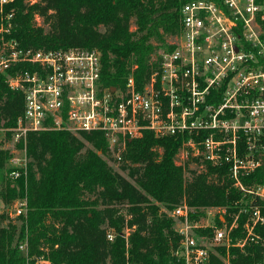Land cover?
<instances>
[{
    "label": "trees",
    "instance_id": "trees-1",
    "mask_svg": "<svg viewBox=\"0 0 264 264\" xmlns=\"http://www.w3.org/2000/svg\"><path fill=\"white\" fill-rule=\"evenodd\" d=\"M187 1L12 0L5 10L15 11L12 36L23 47H97L105 87H125L133 74L141 89L160 67L158 49L174 48L168 37L179 35L181 8ZM38 15L46 26L37 23ZM13 71L0 72V125L8 127L24 110L23 92L7 82V73ZM78 134L65 129L30 132L27 176L14 182L5 166L9 150L0 144L1 198L7 205L26 201L25 214L14 220L1 217L8 222L0 223V264H28L19 247L26 237L29 264L41 256L48 264H176L172 251L179 234L166 210L184 200L196 208L193 216L203 214L201 207L236 209L233 204L241 192L226 166L200 157H193L200 171L191 170L189 160L179 163L186 134L159 136L146 130L128 139L119 165L128 177L103 157L109 152L105 132ZM243 182H264V167L243 177ZM123 205L126 213L120 210ZM110 230L113 240L107 236ZM259 231L264 238V225ZM263 252V243L238 250L235 262L254 264Z\"/></svg>",
    "mask_w": 264,
    "mask_h": 264
},
{
    "label": "built area",
    "instance_id": "built-area-1",
    "mask_svg": "<svg viewBox=\"0 0 264 264\" xmlns=\"http://www.w3.org/2000/svg\"><path fill=\"white\" fill-rule=\"evenodd\" d=\"M11 1L0 0V72L14 69L7 82L23 92L24 110L15 125H0V141L10 132L25 155L8 159L11 180L27 176L30 132H105L119 161L126 141L146 130L186 134L179 156L226 166L241 194L232 212L208 206L193 216L197 210L185 200L165 209L179 234L176 264H236L238 250L264 245V182H243L264 167V0L187 1L174 48L160 54L149 81L140 89L132 74L115 90L101 82L98 49L23 47L12 36L15 11L5 10ZM25 205L20 200L6 210L16 217ZM19 247L29 264L28 237ZM48 263L41 256L33 264ZM254 264H264V252Z\"/></svg>",
    "mask_w": 264,
    "mask_h": 264
},
{
    "label": "rangeland",
    "instance_id": "rangeland-1",
    "mask_svg": "<svg viewBox=\"0 0 264 264\" xmlns=\"http://www.w3.org/2000/svg\"><path fill=\"white\" fill-rule=\"evenodd\" d=\"M36 20H37V23L38 24H40V25H44L45 23H44V21H43V18L41 17V16H36ZM45 26H46V24H45ZM102 30H104V28L102 27ZM177 36L178 35H175V36H169L168 37V44L169 43H174L176 40H177ZM76 47H80V46H76ZM80 48H87V49H90V48H88V47H83V46H81ZM94 49H97V47L95 48V47H93ZM99 50V49H98ZM166 49H165V47H160L159 49H158V53L159 54H161L163 51H165ZM100 51V50H99ZM1 124H4V122H1ZM75 134H78L79 132H74ZM5 135V134H4ZM79 135V134H78ZM3 139H5V141L4 140H2V141H0V144H1V146L3 147V148H5V149H7V150H9V157H8V159L10 158V157H20V158H23V159H25V155H24V152L22 151V149H20V146L19 145H16L15 143H14V141L12 140V137H11V134H9V132H7L6 133V135L3 137ZM86 146L88 147V148H92V149H94V147L89 143V142H86ZM85 150V149H84ZM83 150V151H84ZM82 151V153H84ZM98 153L99 154H101L102 153V151L101 150H99L98 151ZM103 157L109 162V164L116 170V171H119V172H121L123 175H125V176H127L128 177V175H127V172L126 171H123L122 169H121V167H119V165H120V162L121 161H119V160H116V159H114V157L111 155V153H105L104 155H103ZM184 159H182L181 157H180V159H179V163H184V162H186L187 160H189V166H190V169L192 170H196V171H200L201 169H202V167H200V166H198V162L195 160V159H193V157H189V158H187V157H183ZM8 161V160H7ZM7 161H6V165L5 166H7ZM6 174H7V172H6ZM186 178L189 180V179H191V176H192V173H191V171H187L186 172ZM6 177V179H8V180H10L9 178H8V176L6 175L5 176ZM13 182H14V180H12ZM4 186V178H3V175H2V171H0V191H1V189H2V187ZM20 201V199H16V200H14L13 202H12V204H14L15 202H19ZM12 204H9V205H7V204H5L4 202H3V200H2V198H1V195H0V223H1V225H6V223L8 222V219H2L1 217H2V215L4 214V215H6V216H8L9 218H14L13 216H11L10 214H9V211H7L6 209L9 207V206H12ZM161 207H162V210H165V208H164V206L163 205H161ZM127 206H125V205H123V206H120V210L122 211V212H124V213H126L128 210H127ZM220 210H221V208H219ZM14 220V219H13ZM221 220H223V218H221ZM221 220H219V219H215V221L216 222H220ZM204 221H205V219H204Z\"/></svg>",
    "mask_w": 264,
    "mask_h": 264
},
{
    "label": "water",
    "instance_id": "water-1",
    "mask_svg": "<svg viewBox=\"0 0 264 264\" xmlns=\"http://www.w3.org/2000/svg\"><path fill=\"white\" fill-rule=\"evenodd\" d=\"M116 87H113L112 90H115Z\"/></svg>",
    "mask_w": 264,
    "mask_h": 264
}]
</instances>
